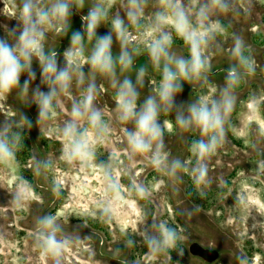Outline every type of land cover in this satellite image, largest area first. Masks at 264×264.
<instances>
[{
  "label": "rangeland",
  "instance_id": "374dc122",
  "mask_svg": "<svg viewBox=\"0 0 264 264\" xmlns=\"http://www.w3.org/2000/svg\"><path fill=\"white\" fill-rule=\"evenodd\" d=\"M230 4V10L212 16L224 31L208 49V74H217L213 66L228 58L237 62L229 53L235 36L244 41V55L253 62V69H241L225 139L206 159L208 177L201 185L195 183L196 156L191 151L192 143L202 138L199 130L165 131L167 164L180 160L184 166L175 172L156 168L150 153L130 151L122 132L125 126L116 119L114 89L106 80L105 91L95 103L104 113L109 132L95 147L93 160L83 165L63 158L61 130L70 118L71 100L62 98L63 109L43 124L36 123V105L29 106L20 95L16 98L12 92L0 100V123L11 120L19 125L24 111L33 122V127L24 128L15 158L0 163V264H54L41 247L42 234L50 231L39 224L45 216L56 218L60 264H204L189 253L194 242L217 251L216 264H264V86L244 77H257L254 69L264 61V0H230ZM0 7L8 19L7 26L0 28L3 35L13 22L10 0L5 4L0 0ZM146 11H153L152 2ZM100 30L103 34L108 29L102 25ZM113 51L119 52L118 44ZM173 51L188 55L179 39H174ZM208 74L206 83L190 84L195 100L201 95L218 97L225 86L226 80L220 82ZM146 78L150 86V79L159 77L149 74ZM36 83L39 80L33 88ZM72 94L79 96L75 87ZM160 119L174 122L172 113ZM168 141L174 143L168 145ZM101 164L110 165L113 177L118 174L119 196L106 191L97 167ZM18 193H23L22 198H17ZM153 223L177 231L174 247L149 249L144 236L146 231L158 235Z\"/></svg>",
  "mask_w": 264,
  "mask_h": 264
},
{
  "label": "clouds",
  "instance_id": "9594fccd",
  "mask_svg": "<svg viewBox=\"0 0 264 264\" xmlns=\"http://www.w3.org/2000/svg\"><path fill=\"white\" fill-rule=\"evenodd\" d=\"M150 2L153 11L148 13ZM10 5L13 22L0 35V100L18 90L29 106L36 105L38 124L57 116V109H63L62 98L71 100L70 118L61 130L63 158L67 162L78 160L82 165L91 162L95 147L103 143L109 132L104 113L95 103L105 91L104 84L97 83L100 78L114 89L116 119L125 126L122 132L133 154L150 153L156 168L167 167L175 172L184 165L180 160L167 164L163 151L165 131L171 132L174 127L198 129L202 138L191 145L196 156L192 171L197 185L207 181L206 159L225 139V123L236 103L234 89L240 82V71L235 66L228 69L218 97L201 95L187 104H178L176 98L183 93L185 84L207 82L208 49L224 31L212 16L230 10V0H10ZM85 8L81 29L72 32L61 63L60 54L47 47L48 35L67 36L74 10ZM102 25L108 30L100 34L98 29ZM174 39L183 42L187 56L173 51ZM114 44L119 45L115 54ZM244 49L242 38L235 36L231 54L240 69L250 72L253 62L244 55ZM144 54L159 78L150 79V92L141 102L149 67H136V61ZM22 76H26L23 81ZM37 80L39 83L33 88ZM73 87L78 90V97L73 96ZM172 112L176 114L174 122L170 119L161 122L162 114ZM31 127L33 122L24 115L19 125L11 120L0 123V163L15 158L24 128ZM97 167L106 181V191L119 196L118 174L111 175L110 165ZM139 191L143 193L144 189ZM22 196L23 193L17 194L18 199ZM55 219L45 216L39 221L50 230L42 234L41 247L54 264H60L62 248L56 238ZM151 227L158 231V235L145 232L144 240L151 251L175 246L179 235L174 228L163 223H153Z\"/></svg>",
  "mask_w": 264,
  "mask_h": 264
},
{
  "label": "flooded vegetation",
  "instance_id": "af4514ba",
  "mask_svg": "<svg viewBox=\"0 0 264 264\" xmlns=\"http://www.w3.org/2000/svg\"><path fill=\"white\" fill-rule=\"evenodd\" d=\"M1 3H2V1H1ZM86 9L87 8H85L82 11H79V12H83ZM73 16H74V14H73ZM73 16L71 17V28L69 29V32H68L67 36H56L54 33H51L48 36L47 47L54 48L59 54L62 53V49H65V48H68L69 47V45H70V37H71L72 32L73 31H76V30H79L78 25H77L78 22L73 18ZM6 22H8V19H4L3 9H2V7H0V28H2L4 26H7V24H5ZM98 33L102 34V32H101L100 29H98ZM231 52H232V50H230L229 53L231 54ZM260 64H261V68L254 69V72H256V74L258 75L257 77H255V76H244V77H245V79H248V80L257 81V82L261 83L264 86V61L260 62ZM141 65H148V67H149V74H155L152 71L150 65L148 64L147 57H141V59H139L136 62V67H139ZM233 66L237 67L238 71L241 72V69H240L238 63L235 60H232V59H229L228 58L227 61H225L224 63H220L219 65H216L215 64L213 66V70H219V72L217 74H216V72L209 73V74H210V76H212V78H215L216 80H218L220 82H223V81L226 80V76H227L228 69L231 68V67H233ZM33 67L36 69V71H39L38 64L35 61L33 62ZM85 71H87V69ZM240 74L242 75V73H240ZM131 75L132 76L134 75V77H135L134 71H133V73ZM21 80H23V78H21ZM97 83L98 84H100V83L105 84V80H101L100 78H98L97 79ZM148 89H150V86L148 85V79L146 78V80H145V87L143 88L144 93H141V100H143L144 97L147 96L146 94H148ZM13 93L16 94V98H17V95H19V91L17 90V91H15ZM187 99H189V102L195 101V99L193 97V94H192V91H191L190 84H185L184 85V91H183V93H181L180 95H178L177 98H176V100H177L178 103H184V104H185V102H186V104L188 103L186 101ZM23 114H25V116L28 115L27 116L28 118L30 117V115L26 111H24ZM230 119H231V117L229 116L227 118V120H226L225 127L228 126V122H229ZM173 143H174V141L173 142L168 141V145H172ZM187 143L189 145L190 141L188 140ZM187 155H188V153H187ZM196 244H198V243H196ZM198 245L200 247L204 248L203 247L204 245H202V243H199ZM204 249H206V248H204ZM192 257L194 258V260H196V262H202L204 264H216V261L219 258V253H218L217 260L214 261V262H212V263H208V262H206L205 260H203V259H201L199 257H195V256H192Z\"/></svg>",
  "mask_w": 264,
  "mask_h": 264
},
{
  "label": "water",
  "instance_id": "95a60500",
  "mask_svg": "<svg viewBox=\"0 0 264 264\" xmlns=\"http://www.w3.org/2000/svg\"><path fill=\"white\" fill-rule=\"evenodd\" d=\"M86 12H87V9L84 10L83 12H77V11L74 10V16H73V18L76 21H78V28H79V30L81 29V16L84 15ZM141 57H147V55H141L140 57L137 58V61L139 59H141ZM147 59H148V57H147ZM189 253L192 256L199 257V258L205 260L208 263H212V262L216 261L217 258H218V253L215 250H212V249H204V248L200 247L196 243H192L189 246Z\"/></svg>",
  "mask_w": 264,
  "mask_h": 264
},
{
  "label": "trees",
  "instance_id": "16d2710c",
  "mask_svg": "<svg viewBox=\"0 0 264 264\" xmlns=\"http://www.w3.org/2000/svg\"><path fill=\"white\" fill-rule=\"evenodd\" d=\"M177 103H178V102H177ZM178 104H179V103H178ZM172 114H173L174 121H175V115H176V114H175V112H172Z\"/></svg>",
  "mask_w": 264,
  "mask_h": 264
}]
</instances>
